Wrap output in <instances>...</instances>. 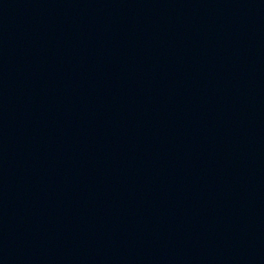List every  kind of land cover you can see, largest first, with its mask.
Here are the masks:
<instances>
[{
    "label": "water",
    "instance_id": "obj_1",
    "mask_svg": "<svg viewBox=\"0 0 264 264\" xmlns=\"http://www.w3.org/2000/svg\"><path fill=\"white\" fill-rule=\"evenodd\" d=\"M0 264H264V0H0Z\"/></svg>",
    "mask_w": 264,
    "mask_h": 264
}]
</instances>
